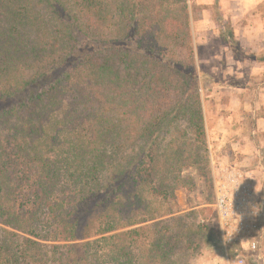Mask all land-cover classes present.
<instances>
[{"label":"trees","instance_id":"16d2710c","mask_svg":"<svg viewBox=\"0 0 264 264\" xmlns=\"http://www.w3.org/2000/svg\"><path fill=\"white\" fill-rule=\"evenodd\" d=\"M190 21L188 0H0V264H164L151 198L209 164Z\"/></svg>","mask_w":264,"mask_h":264},{"label":"rangeland","instance_id":"374dc122","mask_svg":"<svg viewBox=\"0 0 264 264\" xmlns=\"http://www.w3.org/2000/svg\"><path fill=\"white\" fill-rule=\"evenodd\" d=\"M120 1V0H119ZM189 11L193 13L192 17L198 19V6L193 0H188ZM192 8V9H191ZM191 30L194 39V57L197 68V77L199 81V88L202 99L203 113H204V100L208 101L212 84L219 83L222 85H232L235 83H248L251 88L250 96L255 95L259 91V84L264 82V70L257 68L256 60L264 57V47L260 50H255L254 47L240 45L230 37L234 36L232 28L225 29H195L193 28L192 20L190 21ZM221 39L232 40L229 47L226 44L219 43L217 35ZM218 42V43H217ZM225 42V41H224ZM255 48L261 45H255ZM232 52L236 59L243 62L247 71L235 74L231 69L227 68L226 55ZM232 60L230 59V65ZM229 65V64H228ZM259 71V75L255 74ZM254 74H248V73ZM213 73V76L209 74ZM263 73V77L260 74ZM47 80L35 90H40L45 86ZM204 98V100H203ZM257 116L253 111L246 112L245 114H238L235 116L236 125L242 126L244 131L248 134L256 132V136L264 137V133L256 129ZM205 119V116H204ZM206 138L208 146L209 164L205 169L199 170L195 168L185 169L182 173V181L179 186L173 189L172 194L163 200V203L153 201L152 207L159 208L160 216L155 221L150 220L146 224L154 226V222L159 221L163 225V237L166 241L164 251L167 254L163 259L164 264H264V217L260 222V233L263 234L262 238L258 237V247L256 250H250L248 241L242 244L240 241L224 242L222 236V223L220 221L217 210V192L221 181L226 180L229 172L226 167L231 164L228 159L221 158L223 151L231 149L229 143L219 144L218 140L209 141L208 131L205 122ZM8 133L6 127L0 125V135ZM257 194L264 198V185ZM57 196V199L60 198ZM51 201H48L50 205ZM159 203V204H158ZM46 210V209H45ZM42 210L38 220L33 222V225L38 227V239L41 242L52 245L57 243L54 241L48 228L41 229V226L47 221V214ZM4 226L0 223V233L3 231ZM121 231V230H119ZM147 235L153 237L152 229L146 231ZM140 242V241H139ZM241 245H244L241 246ZM133 247L134 255H138V246L135 244ZM246 247V248H245ZM105 261L111 260V252L107 249L103 252ZM142 257V256H140ZM130 259H133L130 260ZM127 259L124 262L118 260L119 264H139L135 262L134 257ZM241 260L243 262L241 263ZM149 264H155V260L150 259ZM147 264V263H145Z\"/></svg>","mask_w":264,"mask_h":264},{"label":"crops","instance_id":"0c3cea01","mask_svg":"<svg viewBox=\"0 0 264 264\" xmlns=\"http://www.w3.org/2000/svg\"><path fill=\"white\" fill-rule=\"evenodd\" d=\"M193 1L199 5L198 19H194L191 15L195 32L197 29L232 28L234 36L230 39H234L240 45L254 47L255 50L263 49L264 0ZM213 32L215 35L217 31ZM216 35L219 43L229 47L232 40L221 39L219 32ZM257 44L261 47L255 48ZM226 58L227 68L231 69V72L235 74L248 72L246 65L236 59L232 50ZM230 59L232 60L231 65ZM255 63H257V68L264 70V61L256 60ZM255 74L259 75V71ZM209 75L213 76V73ZM260 77H263V73ZM258 87V93L250 96L251 88L248 83L222 86L215 83L211 86L210 99L205 101L203 98V100L209 141L218 140L219 144H231L232 148L223 151L224 155H221V158L226 161L229 159L231 164L243 167L256 189L260 190L264 185V137L256 136L255 131L252 134L246 133L242 126L236 125L235 119V116L240 113L253 111L257 116L256 129L264 133V82L262 81Z\"/></svg>","mask_w":264,"mask_h":264},{"label":"built area","instance_id":"2783aa9c","mask_svg":"<svg viewBox=\"0 0 264 264\" xmlns=\"http://www.w3.org/2000/svg\"><path fill=\"white\" fill-rule=\"evenodd\" d=\"M226 170L229 174L226 180L221 181L217 192L223 240H236L241 244L248 241V248L256 250L258 237L263 236L259 231L264 217V198L257 194L253 181L243 167L234 164L226 167Z\"/></svg>","mask_w":264,"mask_h":264}]
</instances>
